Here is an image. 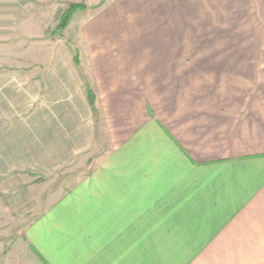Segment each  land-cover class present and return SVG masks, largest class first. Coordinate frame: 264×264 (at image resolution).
<instances>
[{
	"label": "crops",
	"instance_id": "0c3cea01",
	"mask_svg": "<svg viewBox=\"0 0 264 264\" xmlns=\"http://www.w3.org/2000/svg\"><path fill=\"white\" fill-rule=\"evenodd\" d=\"M14 1L0 0V264L264 257V46L197 55L216 46L168 40L185 14L153 9L146 25L85 23L83 57L29 58L31 4Z\"/></svg>",
	"mask_w": 264,
	"mask_h": 264
},
{
	"label": "rangeland",
	"instance_id": "374dc122",
	"mask_svg": "<svg viewBox=\"0 0 264 264\" xmlns=\"http://www.w3.org/2000/svg\"><path fill=\"white\" fill-rule=\"evenodd\" d=\"M28 2L31 5L27 10L28 14L25 13L27 21L21 26L24 28L23 35L18 36L24 38L22 52L29 58L46 59L52 56V53L83 57L79 43L84 37L80 28L85 23L87 27L96 21L102 24L146 25L151 20L148 11L153 9H166L168 12L185 14L183 18L177 19L182 20L184 25L182 31H179L178 27L176 32H168V40L173 38L183 42H209L216 46L213 50H194L197 55L254 56L256 51L262 52V49L255 47L264 46V0H28ZM71 4H80L83 7L74 10L67 25L61 27L65 12ZM17 8L18 1L8 0V10ZM157 20L162 23L164 18L157 17ZM30 27L32 33L25 30V28L29 30ZM10 35L14 36L12 33ZM26 41L32 47L27 46ZM186 51L189 50H183L184 53ZM168 262L264 264V257L168 258Z\"/></svg>",
	"mask_w": 264,
	"mask_h": 264
},
{
	"label": "trees",
	"instance_id": "16d2710c",
	"mask_svg": "<svg viewBox=\"0 0 264 264\" xmlns=\"http://www.w3.org/2000/svg\"><path fill=\"white\" fill-rule=\"evenodd\" d=\"M83 6H81L80 4H71L67 11L65 12L66 15L61 23V27H65L67 25V22H68V19L70 18V15L71 13L76 10V9H79V8H82ZM89 92V91H88Z\"/></svg>",
	"mask_w": 264,
	"mask_h": 264
}]
</instances>
